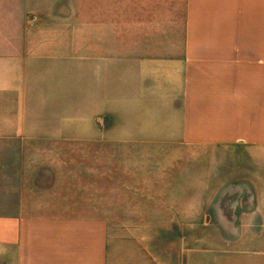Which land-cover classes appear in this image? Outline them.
Here are the masks:
<instances>
[{"label":"crops","instance_id":"1","mask_svg":"<svg viewBox=\"0 0 264 264\" xmlns=\"http://www.w3.org/2000/svg\"><path fill=\"white\" fill-rule=\"evenodd\" d=\"M86 10L82 20L78 0H0V104L3 63L72 55L89 63V103L126 110L121 142L247 150L248 187L233 188L249 206L239 253L264 264V0H89ZM85 30L79 54L69 47ZM29 122L0 117V264H115L108 219L50 172L48 151L26 148L39 138ZM72 192L90 213H71Z\"/></svg>","mask_w":264,"mask_h":264},{"label":"rangeland","instance_id":"2","mask_svg":"<svg viewBox=\"0 0 264 264\" xmlns=\"http://www.w3.org/2000/svg\"><path fill=\"white\" fill-rule=\"evenodd\" d=\"M78 1L87 20L89 0ZM79 33L69 48L84 54L87 30ZM3 64L2 84L11 86L1 96V122L29 120L25 128L39 138L26 148L48 151L50 172L97 203L108 219L115 264H156L154 258L162 264H250L239 253L250 243L240 231L249 206L239 205L233 191L234 185L248 187L247 150L121 142L126 110L119 99L111 109L89 103L87 60L66 55L56 62ZM68 202L72 214L90 213L75 192Z\"/></svg>","mask_w":264,"mask_h":264}]
</instances>
